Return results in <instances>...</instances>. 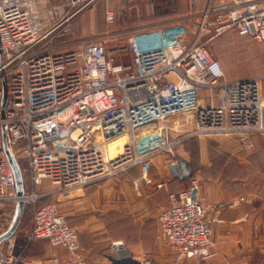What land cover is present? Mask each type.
<instances>
[{
    "label": "built area",
    "instance_id": "built-area-1",
    "mask_svg": "<svg viewBox=\"0 0 264 264\" xmlns=\"http://www.w3.org/2000/svg\"><path fill=\"white\" fill-rule=\"evenodd\" d=\"M91 6L92 0H0V208L11 219L19 199L32 203L26 242L64 247L68 264H84L83 248L56 201L38 202L49 195L36 191L45 180L64 194L131 167L147 169L154 155L187 138L230 136L251 149L252 135L264 133L262 76L226 78L205 44L229 29L264 43V0H207L188 43L156 27L125 33L119 37L124 44L112 48L99 38H65L74 15ZM106 20H113L111 10ZM66 45L71 48L55 51ZM204 88L219 89L220 103L200 105ZM3 137L32 188L22 196ZM117 139L111 154L109 143ZM192 187L170 192L167 203L156 206V238L177 264H205L215 254L208 207L247 200L241 195L208 205L192 198ZM133 188L140 191L135 182ZM9 224L0 223V233ZM19 247L15 251L13 237L0 243V264H31Z\"/></svg>",
    "mask_w": 264,
    "mask_h": 264
},
{
    "label": "crops",
    "instance_id": "crops-1",
    "mask_svg": "<svg viewBox=\"0 0 264 264\" xmlns=\"http://www.w3.org/2000/svg\"><path fill=\"white\" fill-rule=\"evenodd\" d=\"M62 1L65 0H51L52 3ZM206 2L207 0H92L91 7H84L74 15L71 25L78 22L82 14L90 11V21L87 20L89 25L94 19L97 20V14L95 16L93 10L100 7L106 20V11L111 10L112 22L117 26L97 38L117 43L121 35L131 31L179 21L193 22ZM74 9L73 7L69 11ZM69 33L65 35L68 40ZM57 42L58 39L53 41L55 44ZM70 48L66 45L55 51ZM222 64L226 68L223 61ZM261 89L264 94V85H261ZM217 91V103H220L221 91ZM198 102L200 105L213 104L207 97L201 99L200 93ZM262 121L264 123V109ZM256 136L258 135H252V140ZM237 145L239 147L225 151L202 148L197 166H191L186 159L180 158L191 170L190 178L180 180L173 176L169 170L170 163L163 165V158L156 154L147 169L139 168L138 173L137 168L131 167L127 173L129 179L114 180L118 185L116 189L105 190L85 185L62 194L64 199L59 210L73 220L78 241L83 248L84 264H111L113 259L123 257L132 258L140 264L144 260L151 264H177L172 260L168 247L156 238L158 223L155 226L146 223L155 214V205L166 204L168 194L185 188L188 179L190 185H194L197 190L196 198L208 205L230 201L241 195L247 199L235 201L220 209L208 207L206 217L211 219L215 254L205 264H261L264 261V187L260 188L256 180L258 173L250 165L253 160L250 158L252 152L239 143ZM46 182L47 180L43 183ZM134 182L140 186L138 193L133 188ZM159 182L163 183L162 186L156 187ZM23 183L24 191H31L29 184L24 180ZM44 201H47L46 197L40 202ZM103 212L114 213L113 220L123 225L121 231L115 232L106 224L99 214ZM82 213L86 214L85 219L79 222L76 216ZM24 232L13 237L15 251H19V246L24 245V253L31 264H68L71 260L67 249L51 245L46 239L27 243ZM116 242L121 245L115 246ZM191 263L196 264V261L191 260Z\"/></svg>",
    "mask_w": 264,
    "mask_h": 264
},
{
    "label": "rangeland",
    "instance_id": "rangeland-1",
    "mask_svg": "<svg viewBox=\"0 0 264 264\" xmlns=\"http://www.w3.org/2000/svg\"><path fill=\"white\" fill-rule=\"evenodd\" d=\"M93 11L95 16L97 14V20L94 19L88 25V21H90L91 12L87 11L85 12V14H82L78 18V22L70 26V33L68 32L69 40L72 39L78 41L85 39H97L98 36L103 35L104 33L110 31V29L117 26V24L115 25V23H113L112 21L108 22L104 19L103 9L101 7L98 8V10L94 9ZM194 23L195 20L189 23H187V21H179L169 24L158 25L157 27L161 29H172L173 31L178 33V35H180V37L182 38L181 40L183 42L188 43L192 40L193 37ZM107 42L109 48H112L115 45L124 44V41L121 40L117 43L112 41ZM205 44L209 48L211 53L220 61L226 77L228 76L235 78L240 76L244 77L251 75H262L263 79L261 80V85H264V43H257L248 37L238 35L233 29H229L228 31L222 32V34L206 41ZM222 61L225 63L226 68L224 67V64H222ZM199 93L201 99L207 97L212 103L219 102L218 91L216 88H204ZM257 135L258 136L253 138V148L249 149V151L252 152L250 158L253 159L250 165H252L253 168L257 171L258 174L256 176V180L259 183L260 188H262L264 187V133H259ZM119 141L120 139H117L109 143V149L111 154L114 153L115 146L119 143ZM236 146L239 147V145H237V143H235L233 138L230 136L220 135L208 137H192L184 139L181 144H179L172 152L162 153L160 154V156L163 158L162 163L165 166L171 161L176 162L180 158L186 159L191 166H197L199 160V151L202 148L212 149L213 151H225L229 148ZM227 156L231 158L233 157V155ZM135 168H137V172L140 173V171H138L140 170V167L135 166ZM130 169L131 168L113 177L104 178L97 182L90 183L88 184V186L98 187L100 189L104 188L105 190L116 189L118 185L114 182V180L120 178L129 179V175L127 173ZM137 172L135 173L136 175ZM27 183L29 184L28 181ZM189 185L190 180L188 179L185 183V188H187ZM28 186H30L31 188L30 184ZM56 189L57 185L50 183V181L48 180L45 184L43 183L36 187V190H39V192H47L49 195L48 197L46 196V200L56 201L58 207L61 209L60 205L64 197L61 196L62 194L58 193ZM29 191L30 190H28V192ZM41 200H39L38 202H40ZM156 206L157 205H155L154 208L155 214H153L152 217L148 219V223H146L149 226H155L158 223ZM32 207V203L25 204V210L23 211L18 226L11 238L15 237L16 233V235H20L25 230H28L30 228L32 218ZM5 209V207L0 208V223L4 222L5 219L11 221L10 217H5V215L3 214L5 213ZM99 214H101L100 216L105 219L106 224L111 229H113L115 232L121 231V226L123 225H120L115 220H113L115 218L114 213L103 212ZM85 215V213H82L79 216H76L77 221H83L85 219ZM65 217L67 218V222L69 223V225L75 228V226L73 225V220L69 219V217L66 215ZM132 226L134 225L132 224Z\"/></svg>",
    "mask_w": 264,
    "mask_h": 264
},
{
    "label": "water",
    "instance_id": "water-1",
    "mask_svg": "<svg viewBox=\"0 0 264 264\" xmlns=\"http://www.w3.org/2000/svg\"><path fill=\"white\" fill-rule=\"evenodd\" d=\"M1 58L2 57H1V53H0V61H1ZM6 97H7L6 83L3 82V84H2V98H1V104L2 105H5ZM65 133L66 132H64L63 134H65ZM2 146H3L4 153L6 155V158H7L8 162L10 164V167L13 171L14 180H15V192L17 195L22 196L25 192L22 173H21L19 164H18L12 150L6 144L4 137L2 140ZM169 170L171 171L173 176L178 177L180 180L185 179V178H190L191 174H192L191 170L187 168L186 162L182 159H179L176 162L170 163ZM196 192H197L196 188L192 187L191 196L193 199L196 198ZM24 207H25V203L21 199H19L15 203V207H14V211H13V215H12L10 224L8 225V227L4 231H2L0 233V243L9 239L14 234V232L18 226V223L21 219Z\"/></svg>",
    "mask_w": 264,
    "mask_h": 264
},
{
    "label": "trees",
    "instance_id": "trees-1",
    "mask_svg": "<svg viewBox=\"0 0 264 264\" xmlns=\"http://www.w3.org/2000/svg\"><path fill=\"white\" fill-rule=\"evenodd\" d=\"M235 31V30H234ZM236 32V31H235ZM237 33V32H236ZM222 34V33H221ZM238 34V33H237ZM220 35V34H219ZM239 35V34H238ZM246 37V36H245ZM211 52V51H210ZM217 58V57H216ZM21 165V163H20ZM25 209H23L24 211ZM23 214V213H22ZM17 234V233H16ZM15 234V235H16ZM19 235V234H18ZM24 235V234H23ZM111 264H140L136 260L129 258V257H123L120 259H113Z\"/></svg>",
    "mask_w": 264,
    "mask_h": 264
},
{
    "label": "bare ground",
    "instance_id": "bare-ground-1",
    "mask_svg": "<svg viewBox=\"0 0 264 264\" xmlns=\"http://www.w3.org/2000/svg\"><path fill=\"white\" fill-rule=\"evenodd\" d=\"M115 152V151H114Z\"/></svg>",
    "mask_w": 264,
    "mask_h": 264
}]
</instances>
